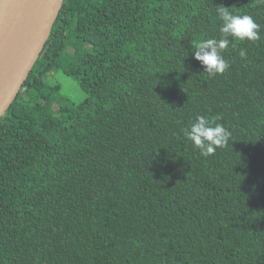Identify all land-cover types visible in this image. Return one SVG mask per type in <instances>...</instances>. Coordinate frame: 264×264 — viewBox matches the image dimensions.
<instances>
[{
    "label": "trees",
    "instance_id": "16d2710c",
    "mask_svg": "<svg viewBox=\"0 0 264 264\" xmlns=\"http://www.w3.org/2000/svg\"><path fill=\"white\" fill-rule=\"evenodd\" d=\"M219 5L260 39L213 77L192 44ZM197 115L226 147L201 155ZM0 264H264V0H64L0 118Z\"/></svg>",
    "mask_w": 264,
    "mask_h": 264
},
{
    "label": "water",
    "instance_id": "95a60500",
    "mask_svg": "<svg viewBox=\"0 0 264 264\" xmlns=\"http://www.w3.org/2000/svg\"><path fill=\"white\" fill-rule=\"evenodd\" d=\"M64 0H24L0 45V118L25 84Z\"/></svg>",
    "mask_w": 264,
    "mask_h": 264
},
{
    "label": "clouds",
    "instance_id": "9594fccd",
    "mask_svg": "<svg viewBox=\"0 0 264 264\" xmlns=\"http://www.w3.org/2000/svg\"><path fill=\"white\" fill-rule=\"evenodd\" d=\"M216 13L220 21L219 38H206L192 44L194 59L204 67V72L213 77L223 74L229 68L223 52L232 41L255 42L260 39V25L251 15L235 14L223 5L217 6ZM232 47H235V44H232ZM239 55L246 57V50L241 48ZM218 119L219 117L209 119L197 115L195 121L183 129L184 136L203 156L215 154L218 148L226 147L231 140V131L223 124L217 123Z\"/></svg>",
    "mask_w": 264,
    "mask_h": 264
},
{
    "label": "bare ground",
    "instance_id": "6f19581e",
    "mask_svg": "<svg viewBox=\"0 0 264 264\" xmlns=\"http://www.w3.org/2000/svg\"><path fill=\"white\" fill-rule=\"evenodd\" d=\"M24 0H0V45L3 43L18 16Z\"/></svg>",
    "mask_w": 264,
    "mask_h": 264
},
{
    "label": "rangeland",
    "instance_id": "374dc122",
    "mask_svg": "<svg viewBox=\"0 0 264 264\" xmlns=\"http://www.w3.org/2000/svg\"><path fill=\"white\" fill-rule=\"evenodd\" d=\"M80 58L81 54L77 51V53L74 55V61L79 62ZM53 78L54 79H52L50 83L56 81L62 87L59 93L60 96L65 97L66 100H69L70 102H78L83 98V95L78 90L77 84L72 79L60 73L56 74Z\"/></svg>",
    "mask_w": 264,
    "mask_h": 264
}]
</instances>
